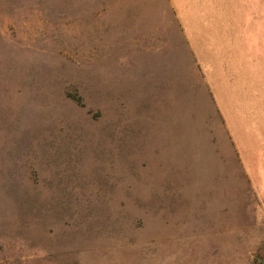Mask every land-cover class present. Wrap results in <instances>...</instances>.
Masks as SVG:
<instances>
[{"label": "rangeland", "instance_id": "obj_1", "mask_svg": "<svg viewBox=\"0 0 264 264\" xmlns=\"http://www.w3.org/2000/svg\"><path fill=\"white\" fill-rule=\"evenodd\" d=\"M0 264H264V0H0Z\"/></svg>", "mask_w": 264, "mask_h": 264}]
</instances>
